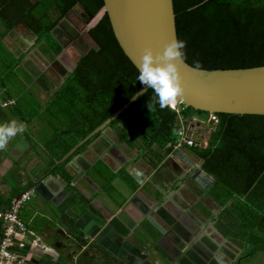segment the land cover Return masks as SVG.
Returning <instances> with one entry per match:
<instances>
[{"label":"trees","instance_id":"1","mask_svg":"<svg viewBox=\"0 0 264 264\" xmlns=\"http://www.w3.org/2000/svg\"><path fill=\"white\" fill-rule=\"evenodd\" d=\"M171 1L176 39L186 43L187 64L194 66L198 61L201 69L264 65V0ZM76 3L92 17L102 8V0H0V22L9 29L23 22L36 35L35 44L40 46L41 53L52 60L61 49L51 31ZM97 31L94 47L81 54L73 71L56 87L41 75L27 89L33 77L20 68L21 58H16L0 42V103L6 104L10 120L27 125L25 135L31 140L32 151L36 152L35 144L41 143L50 159L49 166L142 86L136 79L138 71L118 47L104 13L87 33L94 36ZM10 77L17 79L12 86L8 85ZM36 90L46 93L47 99L40 101ZM153 96L152 89L147 88L108 123L107 129L128 150L137 151L133 161L141 159L157 168L155 177L161 178L158 165L174 151L173 130L184 127L191 116L208 120L211 114L190 107L183 109L182 104L177 105V110H161L157 104L149 111L146 105ZM212 115L216 121L209 120L213 130L207 145L201 147L194 142L185 147L186 153L200 161L202 171L212 181L204 194L219 211L217 215L206 211L207 215L216 220L226 238L244 255L248 254V259L255 258L264 254V115ZM37 126H44L42 132L36 133ZM99 135L97 132L85 140L73 154L82 152ZM67 160L53 165L51 173L69 184L72 177L65 169ZM126 167L112 171L98 160L89 170L109 201L120 199L118 205L136 188ZM178 187L179 183H175L172 189ZM21 189L6 200L7 208L15 195L27 190L26 185ZM75 194L77 200H67L71 204L77 201L79 211L96 212L89 200ZM155 198L160 202L162 195L158 193ZM116 224L113 221L112 225ZM118 227L120 232L126 230Z\"/></svg>","mask_w":264,"mask_h":264},{"label":"crops","instance_id":"2","mask_svg":"<svg viewBox=\"0 0 264 264\" xmlns=\"http://www.w3.org/2000/svg\"><path fill=\"white\" fill-rule=\"evenodd\" d=\"M0 25L7 30L5 36L0 34V42L16 58H21L19 66L25 72L27 71L22 63L30 60L28 56L26 58L28 54L34 56L36 54L43 63L49 64L46 57L41 53L40 46L35 44L36 38L34 39L30 30L26 29L21 21L11 29L6 28L1 22ZM6 36L7 38L9 36L13 38L11 37L9 42ZM8 42L11 45L13 44L14 47H8ZM25 45L27 47L24 48ZM35 47L36 49H34ZM32 77L33 81L29 87L33 86L38 78ZM43 97L42 100L37 96L40 101H45L47 97ZM3 105L6 107V104L0 103V120L7 122L10 119ZM26 138L25 133L18 135L14 138L15 145L10 143L5 151H0V210L7 208L6 200L14 194L12 179L9 180L11 183L9 184L7 178L14 175L15 179L13 177V181L15 180L17 186L25 188L26 185L27 190L33 184L34 187L37 186V190L34 192L37 196L36 202L31 204L33 200L31 199L26 211H24V207L20 213V220L36 235L37 239V243L32 244L33 241H30L27 246L28 259H26L25 264H104L107 260L109 263L114 262L115 264H154L156 260L152 259L149 250L153 242L160 236L157 229L146 220L135 223L131 219L136 217L135 211H125L124 213L121 210L127 204L128 199L134 195L149 206L151 210L148 214L155 220L161 207L164 210H176L177 204L182 203L180 197L184 194L179 188V190L172 189L175 183H179L178 178L173 175L175 171L173 172L171 167L173 164L178 166L180 161L178 158L175 159L177 163L173 161L174 155L163 160L158 165L161 178H156L155 171L157 168H152L150 164L141 159L133 161L137 151L128 150L111 130L105 129L82 152L76 154L72 152L67 157L65 169L72 177L73 182L70 181L69 184H66L60 176L51 173L50 161L47 163L46 161L33 159L38 158V156L36 154L32 156L34 152L31 149V142L27 143ZM21 141H25L26 144H21ZM18 145H25L26 147L21 150ZM180 152L194 165L200 164L198 159L194 162L195 157L188 155L184 150ZM24 158H26V161H23L25 162L23 164L22 159ZM98 160L112 171L126 165L127 170L135 167L142 176L138 177L141 183L135 182V190L127 196L121 205H118L120 199L119 201H109L107 196L101 192L99 184L90 177L89 170ZM29 179H31L30 183L27 182ZM75 192L89 200L90 205L96 212L79 211L75 206L77 201L71 204L67 199L75 197L73 200H77ZM158 193L162 195L160 202L165 201L160 207H157L158 201L155 198ZM17 196L19 194L15 195V197ZM188 198L185 205L190 203V198ZM185 205L184 207H186ZM134 210H138V208L135 207ZM191 210L188 209L192 217L196 219L194 212ZM186 217L188 220L189 217L187 215ZM159 220L161 221V219ZM159 220L156 221L161 225ZM113 221H116L117 224L112 225ZM131 222L135 224L130 226ZM163 225L162 222L161 227ZM201 225L198 226L193 237H202V234L212 232L211 226L204 228V225ZM118 226L124 227L126 230L120 232ZM78 239L82 243L78 242ZM146 241L152 243L144 247L143 242ZM66 255L69 258H66ZM195 260L190 254L185 253L184 257L174 264H196ZM254 260L257 264H264V256L250 258L248 263H253Z\"/></svg>","mask_w":264,"mask_h":264},{"label":"water","instance_id":"3","mask_svg":"<svg viewBox=\"0 0 264 264\" xmlns=\"http://www.w3.org/2000/svg\"><path fill=\"white\" fill-rule=\"evenodd\" d=\"M75 8L85 14L88 22L95 18L99 12L106 15L118 47L136 70L145 48H151L154 53L162 52L165 43L176 40L171 0H102V8L94 17L86 13L78 3L71 10ZM21 23L28 29L23 22ZM30 33L35 39L36 35L31 31ZM65 54L64 50H60L52 62L63 63L66 73H71L82 55L79 54L75 60L71 61ZM62 59L66 60L65 63L62 62ZM192 69L193 66L185 61L179 65L182 87L185 90L182 102L179 103L183 105V109L190 107L209 114L264 115V65L240 69H200V71ZM146 89L142 85L125 103L76 143L59 160H54L53 164L56 165L65 160L95 133H102L107 129L108 123L122 113ZM174 157L181 159L190 167L191 173L188 177L197 187L206 190L211 185V179L204 174L200 164L195 166L180 151L176 152ZM126 171L136 183H141L138 177L142 176L135 167L126 169ZM72 182L73 179H71ZM31 186L26 191H29ZM36 190L37 186L34 187V191ZM135 207L138 210H134ZM149 210H151L149 206L134 195L128 199L121 211H135V223L146 220L163 236L164 229L148 214ZM186 215L189 217L186 224L183 222H177V224L184 231H192L194 234L195 228L192 221L196 223L197 220L192 217L189 211L186 212ZM188 224L189 226H187ZM198 225L202 226L200 223ZM174 243L177 244L175 241ZM218 262L223 264L219 260ZM248 264H257V262L254 260L253 263Z\"/></svg>","mask_w":264,"mask_h":264},{"label":"flooded vegetation","instance_id":"4","mask_svg":"<svg viewBox=\"0 0 264 264\" xmlns=\"http://www.w3.org/2000/svg\"><path fill=\"white\" fill-rule=\"evenodd\" d=\"M77 10L78 8H75L68 13L72 14L74 12V15L76 16L77 12L75 11ZM82 15L85 16L83 12ZM79 18L77 17L76 19L79 20ZM65 52V55L69 59H71V61L75 60L79 56V53L72 46L66 49ZM65 61V59H62V62L65 63ZM52 63L58 64L61 67V70L65 72L66 67L63 63L59 61H54ZM60 76H63V74H60ZM182 150L186 152L185 148ZM179 160L178 173H176L175 171L173 175H175L179 180L178 188L180 189V191L184 192V194H182L184 196L181 195L180 197L182 203L177 204V207L175 208L176 210H172L174 212H172L171 210H164L162 207L160 208L159 212L157 213L158 215L155 218H157L158 220L161 219V221L164 223L162 228L165 232L162 236L157 230L160 236L155 242H153L150 249L154 251V255L156 254L158 258L161 259L162 262H164L163 264H174L180 261L181 258L184 257L185 253L190 254L191 257H194L196 259V264H220L218 260L223 264H248V254L244 255L242 253V250L233 241L226 238L224 233L217 228L216 220H211L207 215L206 211L217 215L219 211L218 206L209 201L207 196L204 194L205 189L194 186V183L190 181L188 177L191 173L190 167L181 159ZM187 195L190 198V203H187V205H185V201H187ZM164 202L165 201L158 202L157 207L162 206ZM198 204H201L202 207ZM184 205L186 207H184ZM188 209H192L191 211L194 212L192 213L197 220L196 223L192 221V224L195 228L194 233L197 231L196 229H198L199 223L203 224L204 228L211 226L213 229L212 232L209 234H202V237H192V231H184L180 227V225L177 224V222H186V211H188ZM123 212L125 213V211ZM119 214L123 215L122 213ZM131 219L134 221L133 218ZM161 221L160 223L162 225ZM134 224V222H131L130 226H133ZM187 226H189V224ZM174 241L177 244H175ZM263 256L264 254H258L255 257Z\"/></svg>","mask_w":264,"mask_h":264},{"label":"rangeland","instance_id":"5","mask_svg":"<svg viewBox=\"0 0 264 264\" xmlns=\"http://www.w3.org/2000/svg\"><path fill=\"white\" fill-rule=\"evenodd\" d=\"M75 12H77L76 16L78 18L80 17L79 20H81L83 22L76 19L77 17L74 15L75 14L74 12L72 14L67 13L62 18V20L59 21L58 24L52 29L51 34H52V37L54 38V40L60 45L61 50L65 51L66 49H68L72 46V47H74V49L79 54H83L87 49L94 47L93 39L98 36L99 31H97L96 34H94V36H89L87 33V30L97 21V19L101 15V12H99L95 16V18H93L90 22H88L86 20V16L82 15L81 10L78 9ZM20 31H19V33H21ZM6 32H7V30L1 26L0 27V34L5 36V34H7ZM7 36H6V38H7ZM11 37L12 36H9V38H7V40L8 41L11 40L10 39ZM28 40L31 41L30 39H28ZM9 42H8L7 46L13 48L14 45L13 44L11 45ZM23 47L25 48L27 46L25 45ZM34 49H36V47ZM34 51H36V50H34ZM27 56H28V58H30V60L28 62L24 61L22 63V65L25 67L26 71L29 72L34 77L44 75L53 87H56L60 83L61 79L64 78L68 74V73H66V70H65V72L62 71L61 67L58 64L52 63L51 60H49V59H47V62H49V64H47V63H43L41 58H39L36 54H35V56L28 54V55H26V58H27ZM38 58L40 59L39 61H38ZM23 73H22V75H23ZM60 74L61 75L63 74V76H60ZM16 80L17 79L10 77V81H9L8 85L12 86L11 84L14 83ZM28 87H29V85H28ZM36 96H38L39 99H42V100L44 98L43 96L47 97L46 93H44L41 90H36ZM3 106L5 107V105H3ZM0 119H1V117H0ZM209 120H210V116L208 117V120L207 119L203 120V119H200V118L195 117V116H191L185 120L184 127L186 129H188L189 135L191 136L193 141L201 147H205L207 145V140H208L209 134L213 130V125L209 123ZM43 129H44V126L40 127V128H38V126L34 127V130H36V133H37V131L42 132L41 130H43ZM32 130L33 129H31V131ZM24 133H27V132L25 131ZM30 141H31L30 138L27 137L26 142L29 143ZM26 142L21 141V144H26ZM10 143L15 145V143H16L15 139L11 140L9 142V144ZM34 144H35V142H34ZM35 146H37V150H36V152L32 153V156H34L36 154L38 156V158H33V159L42 160L43 162L46 161L48 163V161H50V159H48L47 158L48 156L46 155V153L43 152L44 149L42 148L41 143H37V144H35ZM175 159H176V157H174V160H173L174 162L176 161ZM23 161H26V158L22 159V163L24 164L25 162H23ZM30 161H31V159L29 160V162ZM196 161H197L196 158H194V162H196ZM29 162H28V164H29ZM175 163H177V162H175ZM171 167H172L173 172L176 171V173H178V166L177 165L173 164ZM23 175L26 177V175L24 173H23ZM13 177L15 179V176L13 175V176L7 178V181L9 182V180L12 179V185H13L14 191L21 192L22 187L17 186V184L15 183V180L13 181ZM9 184H11V183L9 182ZM194 186H196V185L194 184ZM36 198H37L36 193H33V195L30 198V200L33 199L31 201V204L33 202L34 203L36 202ZM187 198H188V196H186V199ZM28 203H26L24 211H26V208H28V206L30 205V203L29 204ZM151 243H152L151 241L143 242V246L146 247ZM144 249H146V248H144ZM151 251H152V249L149 250L150 254H151ZM155 255H154V251H152V254H151L152 259L156 260L154 262V264H163L164 262H162L161 259H159L157 255L156 256ZM104 264H115V263L114 262L109 263L107 260V262Z\"/></svg>","mask_w":264,"mask_h":264},{"label":"clouds","instance_id":"6","mask_svg":"<svg viewBox=\"0 0 264 264\" xmlns=\"http://www.w3.org/2000/svg\"><path fill=\"white\" fill-rule=\"evenodd\" d=\"M185 47L186 43L183 40L176 39L165 43L162 52L154 53L151 48L143 50L136 79L141 85L152 89L154 93L153 98L146 105L149 111L153 110L157 104L161 110L165 108L175 109L182 102L185 90L182 87L179 65L186 59ZM201 67L197 61L192 70L200 71ZM26 129L27 125L16 119L0 123V151H5L9 142L18 135H23ZM18 147L22 150L26 146L18 145ZM30 190L35 192L34 187ZM21 194L15 198H19ZM25 255L28 259L27 253Z\"/></svg>","mask_w":264,"mask_h":264},{"label":"built area","instance_id":"7","mask_svg":"<svg viewBox=\"0 0 264 264\" xmlns=\"http://www.w3.org/2000/svg\"><path fill=\"white\" fill-rule=\"evenodd\" d=\"M210 120L216 121L212 114ZM173 134L175 136L174 151L168 157L194 144L188 129L184 127L175 128ZM32 194L33 190L24 192L19 198H14L8 208L0 212V264H24L30 241H33L32 244L37 243L36 235L19 217L20 211Z\"/></svg>","mask_w":264,"mask_h":264}]
</instances>
